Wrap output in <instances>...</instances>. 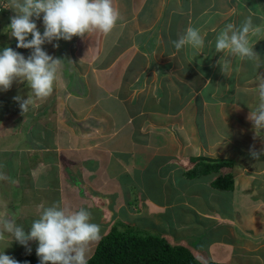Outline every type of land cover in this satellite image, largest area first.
<instances>
[{
  "label": "crops",
  "instance_id": "crops-1",
  "mask_svg": "<svg viewBox=\"0 0 264 264\" xmlns=\"http://www.w3.org/2000/svg\"><path fill=\"white\" fill-rule=\"evenodd\" d=\"M114 2L123 20L112 33L54 41L59 48L43 46L64 65L52 95L43 101L44 109L37 108V118L32 115L34 105L21 113L13 98L0 97V172L10 178L0 181V216L15 218L28 231L41 205L85 207L92 222L100 225L101 237L117 220L133 225L145 220L147 229L192 248L205 263L264 264L263 159L247 158L250 164L245 160L243 167L241 158L232 160L234 164L208 176L189 174L194 157H221L203 152L206 137L215 140L207 129L209 122L216 127L211 108L220 101L222 109L228 103L222 94L233 91L231 97L237 91L233 81L221 85L230 76L222 72L219 61L230 60L232 71L238 57L217 52L215 38L224 22L239 27L249 15L254 25L264 26V0ZM7 7L8 0H0V50L10 46L27 57L31 50L17 48L7 31L16 14ZM36 22L43 33L42 17ZM189 26L206 34L205 46L200 51L188 46L177 51L172 41ZM261 45L260 61L264 41ZM5 93L27 99L30 89L14 82ZM40 103L37 99L34 104ZM257 137L249 147L264 146V136ZM228 174L234 179L231 192L215 186L219 176ZM203 189L216 202L229 192L231 214L204 206L200 215L196 208L203 207L192 200ZM217 190L220 195H215ZM191 205L204 220L190 218ZM144 207L148 212L141 216ZM168 210H174L172 224L152 221L157 212L169 215ZM191 223L198 230L193 240ZM213 231L215 238L210 235ZM29 246L36 253L37 242ZM0 247L7 255L28 254L10 235Z\"/></svg>",
  "mask_w": 264,
  "mask_h": 264
},
{
  "label": "clouds",
  "instance_id": "clouds-1",
  "mask_svg": "<svg viewBox=\"0 0 264 264\" xmlns=\"http://www.w3.org/2000/svg\"><path fill=\"white\" fill-rule=\"evenodd\" d=\"M7 9L16 13L10 17L7 31L16 39L17 48L31 52L25 57L10 46L0 50V91L7 92L14 82L27 84L30 89L27 99L20 95L13 97L22 113L29 110L35 99L52 95L63 68L64 60L48 54L43 47L45 44L59 48V43L54 41H71L73 37L84 38L93 33L108 35L123 20L114 0H8ZM41 14L43 33L36 22ZM261 34H264V26L254 25L249 15L239 27L234 23L224 26L215 38V50L257 62L258 68L259 54L254 51L253 38ZM205 35L199 28L189 26L172 44L177 51L186 46L200 51L205 46ZM230 63L227 59L219 61L222 72L228 71ZM259 96L261 102L248 117L256 129L264 128V82L259 84ZM261 154L264 148L257 151L255 145L250 147L253 158L259 159ZM9 179L0 172V181ZM40 209L39 217L32 221L28 231L17 224L15 218L0 216V241L10 235L29 254L32 250L29 242H37L35 251L39 264H89L91 245L102 238L100 225L92 222V213L85 207L73 209L60 203L41 205ZM0 264L21 262L2 251Z\"/></svg>",
  "mask_w": 264,
  "mask_h": 264
},
{
  "label": "rangeland",
  "instance_id": "rangeland-1",
  "mask_svg": "<svg viewBox=\"0 0 264 264\" xmlns=\"http://www.w3.org/2000/svg\"><path fill=\"white\" fill-rule=\"evenodd\" d=\"M224 23L227 24V22H224ZM257 38L258 37L253 38V42H255L254 51H256L258 53V49H260V46H262L261 44L264 41V36L260 37V40ZM182 55H183V53H182ZM263 57L261 56V58H263ZM236 61H237V66L234 67V69H232V71L228 70L227 74L230 76V77H228L229 79L223 78L222 79L223 83H221V85H225L227 82H229L228 80L233 81L235 83V87L237 88V91L231 97H230V95L233 91L222 94L223 99H225V97L228 96V99H227L228 103L224 104V101H223L222 104H224V107L222 109L219 106V105H221L220 101L216 102V105L213 106V109L211 108V110L213 111V114H214L216 127L214 125H212L211 122H209L207 125V129L210 131V135H211L210 138H213L215 140L210 141V139L209 138L207 139V137H206L207 147L203 152L206 155H214V156L217 153V155H220L221 157L222 156L225 157V156H227V154H230L233 156V158L231 156H227V158L230 157V159L235 160V161H236V159L238 161L242 160V163H239L242 165L241 167L244 166L243 165V164H245L244 161L247 160V158H249L251 161L252 160H258L259 161L260 159H263V166H264V154H261L259 159H255L250 155V147L251 146L250 147L248 146L249 144H251L253 142V139L258 138L257 136L259 134L264 136V128L256 129L254 127L253 123L248 119L250 112L254 111L258 107L259 103L261 102L260 96H259V84L261 82H264V71H263L264 66L261 67L262 63H264V60L260 61V56H259V65L260 66L258 68L256 67L257 62H254V61L248 60L245 63H243V60H241L239 57L236 59ZM207 68H209V67H207ZM16 95H18V94H16ZM0 97H4V99L5 98H13V97H15V94H6L5 92L0 91ZM36 100L37 99L34 100V103ZM39 100H41V99H39ZM46 100H47V98L42 99L41 103L38 106L36 104H33L35 110L33 111V113L32 112L31 113H32V115L33 114L36 115V118H37L38 113H39L37 108L43 110L44 109L43 105L47 104V102H43V101H46ZM232 102H235L236 105L233 106L231 104ZM208 108H210V107H208ZM233 136H234V139L236 140V142L238 141L237 143L232 138ZM196 138L198 141L199 135H197ZM208 145H210V147ZM238 146L244 147L247 150L242 151L238 148ZM262 148H264V146L261 147L258 145L255 148V150L260 151ZM238 150L241 153H238L237 152ZM240 158H241V160H240ZM247 163L250 164V161L247 160ZM111 176H112L111 174H108L109 178ZM138 191L143 192V193L151 192V191L147 192L141 188H138ZM218 191L219 190L216 191L215 195H220V193ZM231 191L232 190H230V192ZM197 194H198V197L196 198V200H192V202L198 206L203 207V208H200V207L196 208L197 209L196 211L200 215L201 214L204 215V213L206 211V209H204V206H206L207 210H210V211L216 207V211L218 210L217 212H220L223 215H230L231 214L230 213V202H229V200L231 199L230 197H232V196L229 192L225 191L222 195H220V196H222V198L220 201L217 200V202H216V199H214L210 196H207V191L204 189L202 191H199V193H197ZM207 201L210 203V205L207 204ZM159 210L160 209H158L157 211H159ZM146 212H148L147 208L144 207V213H142L141 216H145ZM168 213L171 216L170 219H168L169 215H167V212H165V213L164 212H157L156 215L154 217H152L151 219H152V221L159 223L156 225H161V223L163 225L164 224L168 225L169 223L172 224L174 222V219H175L174 210H168ZM189 216L194 222H197L198 219L204 220L203 217H199V215L197 213H195V207L193 205H191V210H190ZM130 217L132 218L135 216L131 215ZM117 221H119V220H117ZM169 231H170V229H168V232ZM195 232H198V230H196ZM210 235H212V237L215 238L216 231L215 232L213 231ZM14 250L15 249H12L11 251L14 252ZM2 251H4L6 254L5 248L0 247V252H2ZM90 251H91V248H90ZM14 254L16 256H18L19 253H17V251H16ZM32 254H36V253H30V254L28 253V254H24V255H32ZM91 256L92 255H89V258Z\"/></svg>",
  "mask_w": 264,
  "mask_h": 264
},
{
  "label": "trees",
  "instance_id": "trees-1",
  "mask_svg": "<svg viewBox=\"0 0 264 264\" xmlns=\"http://www.w3.org/2000/svg\"><path fill=\"white\" fill-rule=\"evenodd\" d=\"M261 54L263 55L262 52ZM193 162L195 166L189 171L192 177L216 174L222 167L234 164L232 159L223 157H194ZM215 186L231 190L234 187V179L230 174L221 175L215 181ZM140 223L133 225L125 221L115 222L110 231L102 234V238L97 242L89 264H224L216 261L205 263L196 256L192 248L181 243H171L165 236L147 229L149 224L145 220ZM189 229L193 240L197 235L194 232L197 226L191 223ZM202 232L203 229L200 233ZM10 256L21 264L25 261L29 264H39L36 254Z\"/></svg>",
  "mask_w": 264,
  "mask_h": 264
},
{
  "label": "built area",
  "instance_id": "built-area-1",
  "mask_svg": "<svg viewBox=\"0 0 264 264\" xmlns=\"http://www.w3.org/2000/svg\"><path fill=\"white\" fill-rule=\"evenodd\" d=\"M43 14H41V16H42Z\"/></svg>",
  "mask_w": 264,
  "mask_h": 264
}]
</instances>
